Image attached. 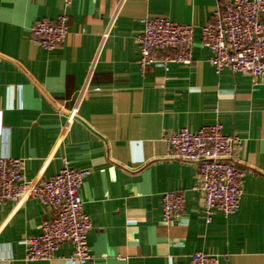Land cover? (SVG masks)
<instances>
[{"label": "crops", "instance_id": "obj_1", "mask_svg": "<svg viewBox=\"0 0 264 264\" xmlns=\"http://www.w3.org/2000/svg\"><path fill=\"white\" fill-rule=\"evenodd\" d=\"M223 0H0V157L26 161V181L55 176L64 160L89 170L82 197L92 221L89 264H264V80L210 65L202 29ZM67 15L64 44L31 40L41 20ZM145 18L194 27L193 61L141 68ZM264 21V14L262 15ZM75 113L70 120L71 114ZM221 124L238 136L244 171L238 213L207 223L198 166L167 156V132ZM186 206L163 218V194ZM50 209L37 200L0 206V264H79L60 245L50 261H26V240L42 233Z\"/></svg>", "mask_w": 264, "mask_h": 264}, {"label": "built area", "instance_id": "obj_2", "mask_svg": "<svg viewBox=\"0 0 264 264\" xmlns=\"http://www.w3.org/2000/svg\"><path fill=\"white\" fill-rule=\"evenodd\" d=\"M75 0H64L66 5ZM264 0H223L212 21L202 29L201 45L212 53L210 65L219 74L229 70L246 74L254 81L264 80ZM137 38L141 68L162 64L190 65L193 61L194 27L165 18H145ZM69 34L67 15L55 21L41 20L31 30L32 42L44 50L64 44ZM75 113L71 114L70 120ZM167 156L198 166L200 190L204 195L207 223L215 211L234 216L243 197L244 171L236 162L242 147L238 136H227L217 123L192 132L187 128L167 132L164 136ZM26 161L0 157V206L7 201L37 200L50 209L51 217L43 222L42 233L26 240V261H50L63 243L73 247L70 261L89 264L93 257L88 236L92 221L84 210L82 189L89 170H77L64 160V167L52 178L38 183L27 182ZM163 218L179 219L184 213L186 198L180 192L163 194ZM220 256L205 252L190 255L189 264H220Z\"/></svg>", "mask_w": 264, "mask_h": 264}]
</instances>
